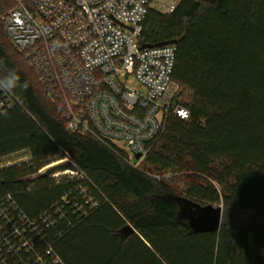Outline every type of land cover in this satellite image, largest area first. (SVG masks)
<instances>
[{"label":"trees","instance_id":"1","mask_svg":"<svg viewBox=\"0 0 264 264\" xmlns=\"http://www.w3.org/2000/svg\"><path fill=\"white\" fill-rule=\"evenodd\" d=\"M173 1L171 14L149 10L141 47L176 41L174 101L190 115L169 116L146 170H137L92 136L67 130L6 34L1 17L13 1L0 0V78L14 71L29 85L13 91L20 106L0 113V201L11 196L36 219L84 184L98 202L83 216L66 207L49 232L64 264H264V0ZM65 153L85 179L25 186ZM20 154L30 159L2 166ZM182 199L222 206L220 231L191 229ZM245 214L252 218L243 223Z\"/></svg>","mask_w":264,"mask_h":264},{"label":"built area","instance_id":"2","mask_svg":"<svg viewBox=\"0 0 264 264\" xmlns=\"http://www.w3.org/2000/svg\"><path fill=\"white\" fill-rule=\"evenodd\" d=\"M11 1L14 7L1 17L6 34L70 133L92 136L138 170L169 116L189 118L174 101L180 90L172 79L176 46L141 47L143 23L156 0ZM176 6L177 1L163 0L159 12L171 14ZM20 105L14 92L0 91L1 114ZM67 160L65 153L51 164ZM63 178L86 177L80 172L51 177L56 184ZM97 206L84 184L36 219L5 197L0 201V264H64L49 232L65 220L66 207L83 216L85 207Z\"/></svg>","mask_w":264,"mask_h":264},{"label":"water","instance_id":"3","mask_svg":"<svg viewBox=\"0 0 264 264\" xmlns=\"http://www.w3.org/2000/svg\"><path fill=\"white\" fill-rule=\"evenodd\" d=\"M176 41L161 44L158 47L175 45ZM140 159V155L136 156ZM67 173H79V168L71 160L61 161L46 166L41 171L26 177L23 181L25 186L29 182H36L40 179L51 178L56 175H64ZM182 205L181 215L188 220L191 229L195 232H216L220 231L223 218L222 206L200 205L186 199L179 201Z\"/></svg>","mask_w":264,"mask_h":264},{"label":"rangeland","instance_id":"4","mask_svg":"<svg viewBox=\"0 0 264 264\" xmlns=\"http://www.w3.org/2000/svg\"><path fill=\"white\" fill-rule=\"evenodd\" d=\"M163 3V0H156L152 6V9H155V10H158L160 9V5ZM27 158L26 155L24 154H20V155H15V156H12L10 158H7L6 160L2 161V166L4 167H8V166H12V165H15V164H20L18 163L19 161H22V160H25ZM141 169H144L146 170L145 166L144 165H141L140 167ZM161 178L163 179L164 177L161 176ZM175 177H173L172 175H167L165 180L170 182L171 179H173ZM177 178V177H176ZM218 207V206H217ZM252 218V216L248 215V214H245V215H242L238 218L239 221L241 222H246L248 220H250Z\"/></svg>","mask_w":264,"mask_h":264},{"label":"clouds","instance_id":"5","mask_svg":"<svg viewBox=\"0 0 264 264\" xmlns=\"http://www.w3.org/2000/svg\"><path fill=\"white\" fill-rule=\"evenodd\" d=\"M28 86L27 81L22 85L20 84V77L14 71L10 72L7 76L0 78V91L5 93H11L18 87H22L26 90Z\"/></svg>","mask_w":264,"mask_h":264}]
</instances>
